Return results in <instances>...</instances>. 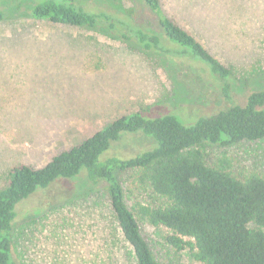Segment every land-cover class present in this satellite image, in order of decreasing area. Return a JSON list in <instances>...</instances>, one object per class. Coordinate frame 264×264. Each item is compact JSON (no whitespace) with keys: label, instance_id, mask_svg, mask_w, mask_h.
<instances>
[{"label":"rangeland","instance_id":"rangeland-1","mask_svg":"<svg viewBox=\"0 0 264 264\" xmlns=\"http://www.w3.org/2000/svg\"><path fill=\"white\" fill-rule=\"evenodd\" d=\"M138 1L80 0L88 8L130 16L157 30L156 17ZM162 2L167 15L194 31L233 72L234 104L244 105L253 92L264 89V0ZM0 9L6 15L0 22V190L14 168L41 169L124 115L176 114L192 126L229 104L219 82L190 62L87 29L34 21L25 1L0 3ZM121 147L117 151L129 156ZM203 149L210 165L227 155L238 177L264 174V141ZM120 179L129 206L136 199H156L132 184L129 173ZM19 206V264H134L130 249L105 242L113 230L106 183L92 185L83 176L59 180ZM140 228L158 264H200L189 251L166 243V228L145 222Z\"/></svg>","mask_w":264,"mask_h":264},{"label":"trees","instance_id":"trees-1","mask_svg":"<svg viewBox=\"0 0 264 264\" xmlns=\"http://www.w3.org/2000/svg\"><path fill=\"white\" fill-rule=\"evenodd\" d=\"M24 1L34 21L87 29L200 67L219 82L229 104L200 116L192 126L181 123L176 114L156 118L127 114L41 169L23 165L11 170L8 184L0 190V264H19L15 243L19 205L59 180L81 176L92 185L107 184L113 230L105 242L108 247L122 244L130 249L134 264H158L140 222L166 228L170 232L166 243L177 251H189L200 264H264V174L238 177L227 155L210 165L203 149L264 141V89L253 92L244 105L234 104L233 72L194 31L165 13L162 0H139L156 17L157 30L130 16L88 8L80 0L0 3ZM5 20L0 9V22ZM120 144L129 156L117 151ZM119 173H129L132 184L156 199L149 203L136 199L129 206Z\"/></svg>","mask_w":264,"mask_h":264}]
</instances>
